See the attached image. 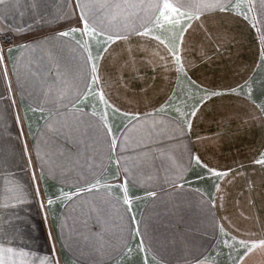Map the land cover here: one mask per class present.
I'll return each mask as SVG.
<instances>
[{
	"label": "crops",
	"instance_id": "crops-1",
	"mask_svg": "<svg viewBox=\"0 0 264 264\" xmlns=\"http://www.w3.org/2000/svg\"><path fill=\"white\" fill-rule=\"evenodd\" d=\"M165 2L0 3V264H264V0Z\"/></svg>",
	"mask_w": 264,
	"mask_h": 264
},
{
	"label": "snow or ice",
	"instance_id": "snow-or-ice-1",
	"mask_svg": "<svg viewBox=\"0 0 264 264\" xmlns=\"http://www.w3.org/2000/svg\"><path fill=\"white\" fill-rule=\"evenodd\" d=\"M0 3H3V0H0ZM77 6L81 7L82 9L89 7L87 4H84V5L78 4ZM117 7H119V5H117ZM214 8H218L222 11L226 10L225 6L221 3H219V0H198V2H196V0H192V2H180V0H178V2L175 5H173L172 3H168V2H165L163 4L164 10H168L172 14H179L180 16H187V18L189 20L199 19V13H202L204 11H209V10L214 9ZM181 9H184L185 11H180ZM193 9L197 13L195 16L191 14ZM160 15L164 16V11H161ZM81 19L83 21V31L84 32H89V31L95 32V31H97V29L94 25V22H93L92 27H90L89 18L87 17V15L83 11L81 12ZM185 31H187V29H185ZM137 34L147 36L149 34V32H148V29L146 28L143 33L138 32ZM60 35L68 36L69 33L63 32V33H60ZM107 39L109 41H114V38L111 35H109L107 37ZM115 39H121V37L119 35H117L115 37ZM155 39L159 40V37H155ZM262 39H264V37H262ZM181 42H183V33H181ZM161 43H163V41H161ZM105 51H107V49H105ZM169 51L171 52V54L173 55V57L175 59V63L177 65V70L180 72H183L184 67H183V64L181 62V56L178 54L177 51H175L171 48L169 49ZM262 55H264V53H262ZM89 59H91V57H89ZM91 73H92V76H91L92 81L97 82L99 80V77L96 74L97 73V65L96 64L91 65ZM216 94H218V93H213V95H216ZM100 98H101V100H103V94H101ZM105 103H107V101H105ZM253 103H255V102L253 101ZM257 107H260L261 111H264V107H261L259 105ZM193 115H195V113H193ZM102 119H103V117H102ZM109 131H110V129H109ZM115 144H116V140H115V138H113V140H112L113 147H115ZM197 162L199 163V161H197ZM255 163L260 164V165H264V155H262L260 159L256 160ZM209 171L212 172L214 175H221V176L226 175V173H215V171L212 169H210ZM93 187H95V185H93ZM89 190H91V189H89ZM151 195H154V193H152ZM124 202L127 204V203H129V200L127 198H125ZM49 204H51V200L49 201ZM221 231H223V229H221ZM137 233H139V227H137ZM241 243L243 244L244 242L241 241ZM261 246H264V241H261ZM255 247H256V245L253 244L252 247H250L248 249V252H251L253 250V248H255ZM141 251H143V241L141 242ZM247 254L248 253L246 252L245 255H247ZM145 264H146V261H145Z\"/></svg>",
	"mask_w": 264,
	"mask_h": 264
}]
</instances>
